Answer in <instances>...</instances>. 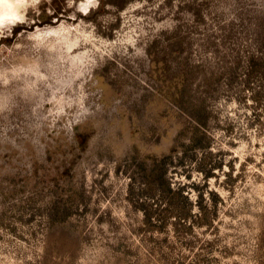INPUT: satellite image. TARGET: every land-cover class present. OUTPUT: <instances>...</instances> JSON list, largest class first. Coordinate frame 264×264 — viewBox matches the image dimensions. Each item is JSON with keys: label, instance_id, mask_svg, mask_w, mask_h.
I'll use <instances>...</instances> for the list:
<instances>
[{"label": "rangeland", "instance_id": "374dc122", "mask_svg": "<svg viewBox=\"0 0 264 264\" xmlns=\"http://www.w3.org/2000/svg\"><path fill=\"white\" fill-rule=\"evenodd\" d=\"M261 33L264 0H0V264H264L262 83L224 77L208 99L211 151L198 149L194 161L183 149L175 155L172 185L193 213L201 194L211 211L183 238L171 225L144 224L124 159L134 143L169 151L181 125L175 111L156 115L159 101L129 124L128 94L154 81L156 39L185 35L183 52L215 65L226 53L243 60ZM156 123L157 142L143 134ZM80 124L90 139L72 173L87 204L64 227L50 226L42 201H29L32 186L58 172Z\"/></svg>", "mask_w": 264, "mask_h": 264}, {"label": "trees", "instance_id": "16d2710c", "mask_svg": "<svg viewBox=\"0 0 264 264\" xmlns=\"http://www.w3.org/2000/svg\"><path fill=\"white\" fill-rule=\"evenodd\" d=\"M252 41L257 49L247 51L243 60L241 56L238 59L239 55L233 58L230 53H226L213 65L207 59L196 63L190 53L183 52L191 43L185 35H171L155 40L154 44L158 43L157 49L153 53L149 52L151 59L148 64L154 81L145 85L142 93L136 97L128 94L129 99L133 98L129 124L137 126V115L148 107V112L152 111L150 105L158 101L163 107L157 109L156 115L168 116L171 110L183 117H180L181 125L169 151H143L138 143H134L131 151L124 157L133 165L129 188L131 198L136 196L134 200L143 210V222L149 229L162 232L171 225L175 233L183 238L184 233L190 231L195 222L204 224L210 220L211 211L204 202L203 195L199 200L201 211L193 213V201L182 187L172 185L167 173L180 149H183L185 155L191 152V161L196 160L198 149L211 151L212 111L208 99L220 89L224 77L230 81L243 73L249 85L254 81L264 85V35H253ZM231 58L234 60L231 61ZM241 66L244 68L243 72H240ZM260 91L261 88L258 93ZM161 125L162 123H156L149 130H144V136L153 137L157 142L162 134L161 128L164 129ZM89 139L88 127H82L81 124L75 126L66 141L68 150H64V155L57 164L58 172L46 176L50 178L47 184H42L44 179L36 181L32 186L34 192L29 201H42L41 207L45 209L43 217L50 226L64 227L73 213L87 204L89 196L84 183L82 180H74L72 170L86 151ZM119 165L121 167L122 163ZM205 172L206 177L212 176L211 169ZM213 195L216 200L219 199L217 193L214 192Z\"/></svg>", "mask_w": 264, "mask_h": 264}]
</instances>
